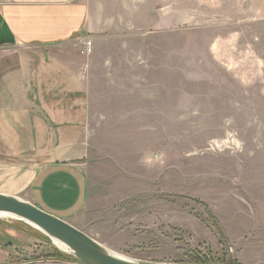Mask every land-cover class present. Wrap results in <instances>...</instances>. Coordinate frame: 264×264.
Returning <instances> with one entry per match:
<instances>
[{"label": "rangeland", "instance_id": "obj_1", "mask_svg": "<svg viewBox=\"0 0 264 264\" xmlns=\"http://www.w3.org/2000/svg\"><path fill=\"white\" fill-rule=\"evenodd\" d=\"M176 3L179 47L196 42L193 58L179 50L177 109L92 130L75 224L128 259L264 264V0ZM1 219L35 238L14 262L81 264L35 227Z\"/></svg>", "mask_w": 264, "mask_h": 264}, {"label": "crops", "instance_id": "obj_2", "mask_svg": "<svg viewBox=\"0 0 264 264\" xmlns=\"http://www.w3.org/2000/svg\"><path fill=\"white\" fill-rule=\"evenodd\" d=\"M177 16L176 0H0V193L76 226L92 130L177 109L179 50L196 53ZM6 220L0 264H20L35 238Z\"/></svg>", "mask_w": 264, "mask_h": 264}, {"label": "water", "instance_id": "obj_3", "mask_svg": "<svg viewBox=\"0 0 264 264\" xmlns=\"http://www.w3.org/2000/svg\"><path fill=\"white\" fill-rule=\"evenodd\" d=\"M1 216L20 220L35 227L56 246L57 242L61 243L66 248L63 251L81 264H181L119 256L83 230L17 196L0 193Z\"/></svg>", "mask_w": 264, "mask_h": 264}, {"label": "bare ground", "instance_id": "obj_4", "mask_svg": "<svg viewBox=\"0 0 264 264\" xmlns=\"http://www.w3.org/2000/svg\"><path fill=\"white\" fill-rule=\"evenodd\" d=\"M57 245H58V247L61 248L62 250H66V248H65L61 243L57 242Z\"/></svg>", "mask_w": 264, "mask_h": 264}, {"label": "trees", "instance_id": "obj_5", "mask_svg": "<svg viewBox=\"0 0 264 264\" xmlns=\"http://www.w3.org/2000/svg\"><path fill=\"white\" fill-rule=\"evenodd\" d=\"M24 228V227H23Z\"/></svg>", "mask_w": 264, "mask_h": 264}]
</instances>
